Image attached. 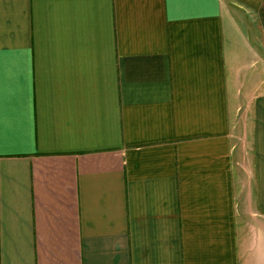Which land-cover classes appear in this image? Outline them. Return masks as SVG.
Masks as SVG:
<instances>
[{"label": "crops", "instance_id": "crops-1", "mask_svg": "<svg viewBox=\"0 0 264 264\" xmlns=\"http://www.w3.org/2000/svg\"><path fill=\"white\" fill-rule=\"evenodd\" d=\"M0 264H264V0H0Z\"/></svg>", "mask_w": 264, "mask_h": 264}]
</instances>
